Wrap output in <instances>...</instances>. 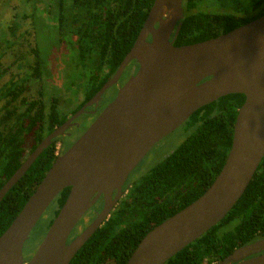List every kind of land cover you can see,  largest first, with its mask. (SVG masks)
<instances>
[{
    "label": "trees",
    "instance_id": "trees-1",
    "mask_svg": "<svg viewBox=\"0 0 264 264\" xmlns=\"http://www.w3.org/2000/svg\"><path fill=\"white\" fill-rule=\"evenodd\" d=\"M153 1L20 0L25 7L16 13L7 33L15 36L22 23L30 19L28 33L34 43L28 46L21 42V52L32 59L27 70L12 75L0 86V188L55 126L114 74ZM263 14L264 0H183L181 25L173 44L202 42ZM4 44L9 47L13 41L5 39ZM56 53H60L56 61L62 68L64 88L70 93L63 100L49 95L45 88L46 80L52 77L50 63ZM2 54L4 50H0ZM3 73L0 70V77ZM32 82L37 83L34 93L30 92ZM243 101V94L232 93L196 110L184 122L194 131L146 173L128 177L109 217L68 264H125L149 230L197 199L225 162ZM54 147L55 141L1 198L0 235L56 158ZM68 191L69 187L60 191L48 207L47 217H41L33 231L39 225L45 224L44 231L48 228ZM101 207L102 201L97 202L93 210ZM260 238H264V156L226 216L164 264H212Z\"/></svg>",
    "mask_w": 264,
    "mask_h": 264
},
{
    "label": "water",
    "instance_id": "water-1",
    "mask_svg": "<svg viewBox=\"0 0 264 264\" xmlns=\"http://www.w3.org/2000/svg\"><path fill=\"white\" fill-rule=\"evenodd\" d=\"M183 0H154L116 71L64 124L44 137L0 188V200L37 156L85 108L120 78L137 70L87 129L56 156L27 201L0 235V264H68L122 197L131 171L160 139L196 110L227 94L244 95L225 162L193 202L149 230L125 264H164L219 223L243 194L264 156V14L214 38L175 46ZM172 36V38H171ZM68 194L29 254L24 244L61 190ZM101 198L95 217L70 238ZM212 264H264V238Z\"/></svg>",
    "mask_w": 264,
    "mask_h": 264
},
{
    "label": "rangeland",
    "instance_id": "rangeland-1",
    "mask_svg": "<svg viewBox=\"0 0 264 264\" xmlns=\"http://www.w3.org/2000/svg\"><path fill=\"white\" fill-rule=\"evenodd\" d=\"M25 4L23 2L20 3L16 0H0V50L7 49L6 54L1 58L2 68H5V75L3 77L7 78L9 75L14 74V72L22 73L26 70V65L30 63V59H27V55H25L22 50H24L21 46V42L31 46L34 42H32V38L30 33V26L28 20L24 21L21 25V28L17 30V37H12L15 40V43L10 48L5 47L3 43V38H9V34L7 33L8 26L12 20H14V16L19 12ZM30 5L28 4L27 9L29 10ZM24 32V33H23ZM23 33V34H21ZM19 43V45H18ZM61 51V50H59ZM22 53L24 56L22 60H19L18 63L13 62L15 59V54ZM60 53H56L53 56V60L50 63V67L52 68V77L47 82V91L54 96H59L60 98H64L68 91L65 90L62 86L64 82L63 75L60 74L61 66L58 67L59 60L56 61V57L59 56ZM55 58V59H54ZM50 81L53 82L52 86H50ZM36 85L32 83L31 85V93H34ZM66 93V94H65ZM70 94V93H69ZM63 106V105H62ZM85 116L82 121L85 120ZM194 129L192 127L186 126V124H181L174 131L160 139L154 146L147 152V154L143 157V159L138 163V165L131 171L129 177L135 178L141 176L146 173L150 167L161 161L166 155L172 152L182 141H184ZM47 213H49V208L44 212L42 218L47 217ZM87 218V217H86ZM41 219V218H40ZM42 220V219H41ZM40 220V222H41ZM81 222V221H80ZM45 227V224H44ZM44 227L42 225L37 226V228L30 234V238L24 244L23 251L25 253L31 254L34 249L37 247L41 239L43 238L45 232ZM44 234L42 236V233Z\"/></svg>",
    "mask_w": 264,
    "mask_h": 264
},
{
    "label": "flooded vegetation",
    "instance_id": "flooded-vegetation-1",
    "mask_svg": "<svg viewBox=\"0 0 264 264\" xmlns=\"http://www.w3.org/2000/svg\"><path fill=\"white\" fill-rule=\"evenodd\" d=\"M16 1H19V0H16ZM44 9H45V6L43 7ZM212 8V7H211ZM218 9H220L221 10V6H219L218 7ZM219 11V10H218ZM28 20V22H29V24H30V19H27ZM11 23H12V21L10 22V24L9 25H11ZM30 26V25H29ZM7 31V30H6ZM31 35V34H30ZM13 37H17V35H15V36H13ZM31 38H32V42H34V39H33V35L31 36ZM6 39H10V40H12L13 41V44L11 45V46H13L14 45V43H15V40L14 39H12V36H9V38H6ZM4 38H3V43H4ZM5 45V44H4ZM11 46H9V47H7V48H10ZM6 47V46H5ZM4 50V54H2V56H0V60H1V58L6 54V52H7V49H3ZM17 53V52H16ZM22 53H17V54H15V59L13 60V62H15V63H18V61L19 60H22L23 58H21V59H16V57L18 56V55H21ZM27 59H30V63H31V58H30V56H28L27 57ZM0 64H1V61H0ZM1 66H2V64H1ZM0 66V70H3L4 71V73H3V75L0 77V86L2 85V83H4L7 79H9V77H11L12 75H15L16 74V72H14V74H11V75H9V77H7V78H4L3 79V77H4V75H5V71H7L5 68H2ZM137 64L135 63V62H131L130 64H128V66L123 70V72H122V74H121V76H120V78L118 79V81L114 84V85H112L110 88H108L102 95H101V97H100V99L98 100V102L96 103V104H92L91 106H87L86 108H85V110H86V112H84V113H82L81 115H79L77 118H75L72 122H71V125L64 131V133L62 134V135H60V136H57L56 138H54L52 141H51V143L48 145V146H50L51 144H52V142L53 141H55V147H54V149H55V155H59V154H61V153H63L65 150H67L68 148H69V146L87 129V127L93 122V120L99 115V113L103 110V108L115 97V95H116V93H117V91H118V89L127 81V79L130 77V75H132V74H134L135 72H136V70H137ZM26 70H27V65H26ZM25 70V71H26ZM21 73V72H20ZM60 74L61 75H63L62 74V68H61V70H60ZM63 77H64V75H63ZM112 77V76H111ZM110 77V78H111ZM109 79V78H108ZM107 79V80H108ZM48 80H50V78L49 79H47L46 80V83L45 84H47V82H48ZM106 80V81H107ZM64 81H65V79H64ZM32 83H34V82H32ZM35 84V83H34ZM37 84V83H36ZM35 84V85H36ZM52 84H53V82L52 81H50V86H52ZM32 85V84H31ZM37 86V85H36ZM62 86H63V88H64V82H63V84H62ZM47 87V85H45V88ZM36 88V87H35ZM32 89V88H31ZM47 89V88H46ZM65 89V88H64ZM48 92V91H47ZM48 94L49 95H51V93H49L48 92ZM69 94V93H68ZM95 95V94H94ZM93 95V96H94ZM67 96V95H66ZM92 96V97H93ZM91 97V98H92ZM65 98V97H64ZM64 98H62V100L64 99ZM90 98V99H91ZM89 99V100H90ZM89 100H87L86 102H84L81 106H80V108L85 104V103H87ZM63 107V106H62ZM80 108H78L75 112H77ZM75 112H73V113H71V114H69V116L67 117V119L66 120H68V118L71 116V115H73ZM84 115H86L85 116V120L84 121H82L83 120V118H84ZM66 120L62 123V124H64L65 122H66ZM62 124H60L59 126H61ZM59 126H55L54 127V129L56 128V127H59ZM53 129V130H54ZM52 130V131H53ZM51 131V132H52ZM50 132V133H51ZM48 135V134H47ZM46 135V136H47ZM45 136V137H46ZM41 142V141H40ZM39 142V143H40ZM38 143V144H39ZM37 144V145H38ZM36 145V146H37ZM35 149V148H34ZM62 149H64V150H62ZM100 201H102L101 200V198L99 199V201L98 202H100ZM101 209V208H100ZM91 212H93V213H91ZM97 212H99V210H93V207L86 213V215H85V217H88V220H86V221H81V222H78L77 223V225L74 227V229L72 230V232H71V234H70V238H72L74 235H76L78 232H80V230L81 229H83L94 217H95V215L97 214ZM92 214H93V218H92ZM260 239H262V238H260ZM259 240V239H258ZM256 241V240H255Z\"/></svg>",
    "mask_w": 264,
    "mask_h": 264
}]
</instances>
